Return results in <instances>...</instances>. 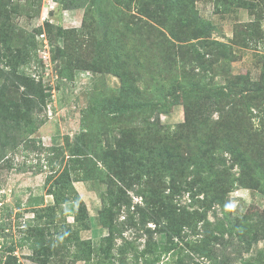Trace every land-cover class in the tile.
<instances>
[{
    "label": "trees",
    "instance_id": "trees-1",
    "mask_svg": "<svg viewBox=\"0 0 264 264\" xmlns=\"http://www.w3.org/2000/svg\"><path fill=\"white\" fill-rule=\"evenodd\" d=\"M196 1L84 2L93 7L95 24L101 26L100 39L90 38L96 41L94 47L99 44L95 49L112 61L119 88L89 107L87 115L99 117L100 122L88 125L82 119L81 130L72 138L65 136L62 145L40 150L48 152L46 181H51L54 198L48 210L64 214L65 204L72 208L73 222L64 220L62 228L75 243L71 255L75 261L158 264L166 258L167 264H200L197 259L211 264H264V250L255 257H243L252 246L264 242V208L253 206L236 216L227 207L228 195L236 188L264 196V60L257 80L230 72L235 46L264 39V28L259 27L264 0H258L259 4L214 0L216 11L231 7L252 11L261 6L254 13L255 23L240 26L230 44L211 39L214 26L199 15ZM56 2L68 7L72 0ZM6 12V0H0V19ZM58 32L59 36L67 33ZM135 41L161 54L157 70L163 66L165 72L170 71V78L164 79L168 84L160 86L166 94L155 93V98L147 99L137 87L136 77L144 68L137 55L144 49L135 51ZM59 53L67 57L64 49ZM2 57L11 69L19 65L12 63L17 56L11 49H4ZM88 62L87 70L98 71L94 58ZM60 75L71 79V69L64 66ZM19 80L22 103H4L0 96V163L6 160L8 149L17 148V141L33 146L31 135L36 126L30 118L31 103L44 106L50 98L40 82L31 77ZM179 103L183 122L174 128L161 125L158 113ZM131 120L136 123L125 124ZM95 174L105 186L98 221L108 232L101 239L98 255L77 236L79 230L88 228V216L73 186ZM133 197L141 202L134 203ZM129 228L145 236L141 248L136 241L125 239ZM26 232L33 234L34 229ZM155 235L163 236L164 242L155 240ZM235 243L240 253L231 256L226 250ZM13 252L7 251L4 264H21ZM36 253V262L46 263L44 251Z\"/></svg>",
    "mask_w": 264,
    "mask_h": 264
},
{
    "label": "rangeland",
    "instance_id": "rangeland-1",
    "mask_svg": "<svg viewBox=\"0 0 264 264\" xmlns=\"http://www.w3.org/2000/svg\"><path fill=\"white\" fill-rule=\"evenodd\" d=\"M85 1L87 0H72L68 7L56 4L50 11L47 5L48 2L51 3L50 0H6L7 12L0 19V30L4 28V21L6 23V27L0 32V54H4V49H11L17 56L12 63L15 61L19 65L11 69L8 60L4 57L0 59V69L3 71V76L0 75L2 102L22 103L23 88L20 77H31L35 82H40L50 98L44 106H34L31 103L30 118L36 126L31 139H34L33 146L36 148L32 145L26 147L24 143L17 141V148L8 149L6 160L0 163V264H4L8 250L14 251L13 256L21 264H100L95 261L84 263L72 258L75 243L62 228L64 220L69 224L73 222L72 208L70 204H65L64 214L48 210L54 204V198L50 194L51 181H46L50 175L46 164L48 152L40 151L62 145L65 136L72 138L81 130L82 119H86L88 125L100 122L99 117L96 120L95 117L87 115L89 107L94 101L111 96L119 88V79L114 76L112 61L95 49L99 44L94 47L96 41L90 38L92 35L100 39L101 26L95 24L97 20L92 16L93 7L89 8ZM248 1L259 4L258 0ZM67 3L69 0H66L65 4ZM195 6L199 15L211 21L214 26L211 39L227 44L232 42L233 35L239 31L240 26L255 23L257 14L254 13L259 12L261 7L252 11L233 7L227 11H216L214 0H197ZM262 17L259 25L261 29L264 28V13ZM59 30L67 33L59 36ZM40 35H44L50 51L49 60L45 63L40 58L43 46ZM247 43V46H235L230 72L247 74L252 80H257L264 60V39L259 42L252 39ZM132 48L135 51L144 49L141 55H137L144 68L139 77H136V85L144 93V97L152 99L155 98V93L166 94L165 89L160 86L168 84L164 79L166 76L170 78V71L165 72L163 66H160V71L157 70L156 65L159 66L161 62V54L147 43L143 47L135 41ZM62 49L66 52V58L60 56L59 50ZM92 58L98 71L85 68ZM68 61H71L70 64ZM64 66L71 69V79L60 75ZM216 78L218 79L217 76ZM158 116L161 125L174 128L183 122V106L181 103L173 104L159 112ZM135 123L136 121L131 120L125 124ZM91 178L73 183L75 191L85 204L88 216V228L79 230L77 236L81 241L89 242L94 254L98 255L101 239L108 233L98 221L100 194L105 186L100 184L96 174ZM129 195L132 196V193ZM185 199L186 197L183 201ZM227 199V207L236 216H241L253 206L264 208V196L250 189L236 188L229 193ZM133 201L140 203L141 199L133 197ZM124 212L123 209L121 221ZM212 214H209L211 220ZM148 227L153 226L149 224ZM27 229H34V233H27ZM29 235L32 237L29 238ZM123 235L125 239L140 244V248L145 240L143 233H138L133 228L127 229ZM137 237L140 239H136ZM154 239L164 242L161 235H155ZM120 243L121 240L118 239L116 244ZM39 250L44 251L46 263L36 262V252ZM239 250L240 247L235 243L226 252L233 256L235 251L239 254ZM260 250H264L263 241L252 246L250 253H244L243 257H255ZM195 261L211 264L198 259ZM158 264H167V259H162Z\"/></svg>",
    "mask_w": 264,
    "mask_h": 264
},
{
    "label": "built area",
    "instance_id": "built-area-1",
    "mask_svg": "<svg viewBox=\"0 0 264 264\" xmlns=\"http://www.w3.org/2000/svg\"><path fill=\"white\" fill-rule=\"evenodd\" d=\"M51 3H47L48 7H49V10H53V6H55L57 3L54 2V0H50ZM40 38L42 39V51H41V55H40V58L42 60L43 63H45L46 60H49V54H50V51H49V46L47 44V41L45 40V37L44 35H40Z\"/></svg>",
    "mask_w": 264,
    "mask_h": 264
}]
</instances>
